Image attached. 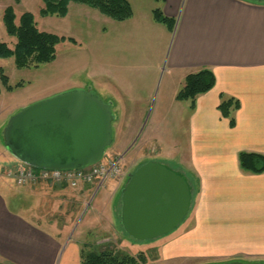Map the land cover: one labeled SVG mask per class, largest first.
<instances>
[{
    "label": "rangeland",
    "instance_id": "374dc122",
    "mask_svg": "<svg viewBox=\"0 0 264 264\" xmlns=\"http://www.w3.org/2000/svg\"><path fill=\"white\" fill-rule=\"evenodd\" d=\"M129 2L134 10V20L118 23L75 3L68 5L67 15L61 18L41 17L42 0H0V42L10 49L15 39L6 33L2 21L3 12L9 6L13 8L16 22L21 14L30 13L39 31L75 41V44L67 40L59 42L55 47V59L37 67L30 65L19 69L12 58H0V77L1 73L7 77L6 85L11 89L8 91L0 79L1 177L7 179L3 171L18 163L3 146V128L12 115L29 104L65 91L93 90L111 105L114 116L112 143L105 149L102 159L117 161L119 158L117 174L106 179L99 188L87 185L90 188L84 195L79 193L81 186L70 187L71 192L79 193L70 203L66 200L72 199L71 196L55 197L58 202L51 204L55 211H43V215L56 216L49 218L50 223L58 226L56 238L78 241L85 253L110 249L132 257L141 255L144 264H220L233 260L243 264H264V258L235 249L237 239L231 229L227 230L230 225L224 222L228 219L220 213L212 219L215 235L195 234L202 224L201 199L211 188L204 190L203 182L191 171L193 165L183 164L181 157L186 160V155L191 153L188 110L185 104L175 105L172 100L164 102L165 98L162 101L165 87L167 92L174 87L173 77L167 69V57H156V26L150 13L147 11L145 18L148 26L141 19L144 16L141 11L145 10L140 9V1ZM165 104L166 108H161ZM162 111L166 116L160 121ZM129 145L127 152L124 149ZM147 162L176 169L174 172L183 178L182 173H186L191 203L187 216L175 230L152 241L138 242L120 227V188L128 181V173ZM185 163L190 174L183 168ZM124 177L127 179L122 184ZM219 216L221 219H217ZM176 245L182 249H174Z\"/></svg>",
    "mask_w": 264,
    "mask_h": 264
},
{
    "label": "crops",
    "instance_id": "0c3cea01",
    "mask_svg": "<svg viewBox=\"0 0 264 264\" xmlns=\"http://www.w3.org/2000/svg\"><path fill=\"white\" fill-rule=\"evenodd\" d=\"M139 1L140 9L145 10L141 11V19L148 26L147 13L152 18L155 9L174 21L171 31L153 21L158 44L156 57L166 55L167 69L173 77V90L167 92L165 87L162 101L165 98L164 102L185 104L188 110L191 153L186 160L181 157L183 164L193 165L191 171L203 182L204 190L211 188L201 199L202 224L195 234L215 235L212 219L220 213L228 219L224 222L230 225L227 230L231 229L237 239L235 249L264 258V173L244 172L238 162L242 152L264 156V2ZM134 16L132 9V17L126 22L134 20ZM202 69L213 73L215 84L209 92L196 97L191 109L190 101L178 102L175 97L185 77ZM229 99L236 101L239 108L224 118L218 106ZM161 108L165 109L166 104ZM163 115L162 111L160 121L166 116ZM230 119L235 122L233 127L229 125ZM130 146L124 150L128 152ZM186 166L185 163L183 168L189 173ZM182 174L189 183L186 173ZM81 187L79 193L83 195L90 188ZM79 193L71 192L65 183L57 187L45 182L15 186L0 174V264H80L81 244L63 234L62 241L56 238L58 226L49 222V218L56 216L43 215L55 211L51 206L58 202L55 197L71 196L65 201L70 203ZM173 248L182 249L177 245Z\"/></svg>",
    "mask_w": 264,
    "mask_h": 264
},
{
    "label": "water",
    "instance_id": "95a60500",
    "mask_svg": "<svg viewBox=\"0 0 264 264\" xmlns=\"http://www.w3.org/2000/svg\"><path fill=\"white\" fill-rule=\"evenodd\" d=\"M111 105L93 90L73 89L36 101L12 115L3 146L18 162L42 170H81L99 162L112 143ZM188 182L155 162L140 165L120 190L119 222L131 239L168 235L187 216Z\"/></svg>",
    "mask_w": 264,
    "mask_h": 264
},
{
    "label": "trees",
    "instance_id": "16d2710c",
    "mask_svg": "<svg viewBox=\"0 0 264 264\" xmlns=\"http://www.w3.org/2000/svg\"><path fill=\"white\" fill-rule=\"evenodd\" d=\"M162 1V0H158ZM43 8L41 17L57 16L65 17L68 13V5L75 3L84 5L98 11L102 16L121 23L132 17V9L127 0H42ZM153 21L172 30L174 21L162 15L160 10L152 11ZM2 21L6 33L15 39V44L10 49L5 43L0 42V58H12L17 68L23 69L30 65L35 67L48 64L55 59V47L59 42L69 41L75 44L71 38L65 39L56 35L41 32L36 28L33 16L23 13L16 22V15L12 7H6ZM2 83L6 85L7 77L1 73ZM215 84V77L210 70L202 69L196 73L188 74L184 79L183 87L176 94L178 102L190 101V108H194L197 96L209 92ZM7 86V85H6ZM8 87V86H7ZM11 90L8 87V91ZM239 108V104L232 99L222 101L218 111L222 117L229 118L230 112ZM234 120L230 119V127L234 126ZM238 162L244 172L259 175L264 173V156L255 153H239ZM80 264H144L141 255L136 257L123 254L110 249H104L98 253H85L81 251Z\"/></svg>",
    "mask_w": 264,
    "mask_h": 264
},
{
    "label": "built area",
    "instance_id": "2783aa9c",
    "mask_svg": "<svg viewBox=\"0 0 264 264\" xmlns=\"http://www.w3.org/2000/svg\"><path fill=\"white\" fill-rule=\"evenodd\" d=\"M119 160V158L117 161L102 159L87 168L69 171L36 169L18 162L5 169L3 173L18 186L45 182L52 186H60L65 183L71 188L84 185H96L99 188L106 179L117 174L116 166Z\"/></svg>",
    "mask_w": 264,
    "mask_h": 264
},
{
    "label": "flooded vegetation",
    "instance_id": "af4514ba",
    "mask_svg": "<svg viewBox=\"0 0 264 264\" xmlns=\"http://www.w3.org/2000/svg\"><path fill=\"white\" fill-rule=\"evenodd\" d=\"M254 1H259V2H264V0H254ZM135 171V170H134ZM133 171V172H134ZM132 172V173H133ZM130 174L128 173L127 174V178H128V176H129ZM215 264H218V263H215ZM220 264H243V263H238V262H235L234 260L233 261H230V262H225V263H220ZM246 264V263H245ZM247 264H252V263H247Z\"/></svg>",
    "mask_w": 264,
    "mask_h": 264
}]
</instances>
